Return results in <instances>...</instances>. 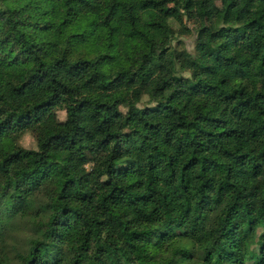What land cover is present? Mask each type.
<instances>
[{"label":"trees","instance_id":"16d2710c","mask_svg":"<svg viewBox=\"0 0 264 264\" xmlns=\"http://www.w3.org/2000/svg\"><path fill=\"white\" fill-rule=\"evenodd\" d=\"M18 219L17 264H264V0H0L1 243Z\"/></svg>","mask_w":264,"mask_h":264},{"label":"rangeland","instance_id":"374dc122","mask_svg":"<svg viewBox=\"0 0 264 264\" xmlns=\"http://www.w3.org/2000/svg\"><path fill=\"white\" fill-rule=\"evenodd\" d=\"M176 30V40L173 43L174 47L185 48L191 54L196 53V44L199 39V33L192 22H189L184 16L179 15L176 22L173 24ZM187 27L191 30L189 33L182 32L183 28ZM184 76H189L185 73ZM150 105L149 98L143 97L140 108ZM58 118L61 121L66 120V112L58 111ZM19 145L26 149H37V140L32 132H25L19 138ZM15 229L6 236L4 234V242H0V262L2 264H17L19 262L18 254H25L30 245L29 240L34 236L32 224L16 220Z\"/></svg>","mask_w":264,"mask_h":264}]
</instances>
